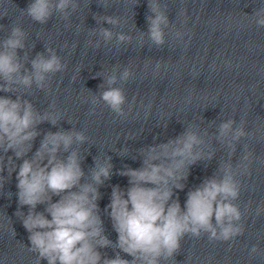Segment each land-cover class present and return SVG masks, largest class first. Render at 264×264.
<instances>
[{
	"label": "clouds",
	"instance_id": "1",
	"mask_svg": "<svg viewBox=\"0 0 264 264\" xmlns=\"http://www.w3.org/2000/svg\"><path fill=\"white\" fill-rule=\"evenodd\" d=\"M111 3L112 0H101L99 6L107 10ZM90 4L89 0L87 6ZM147 5L148 28L137 37L140 47H144L146 38L152 46L162 48L169 32L176 41H183L185 32L169 20L167 6L162 5L161 0H147ZM80 7V0H30L21 14L40 25L47 24L56 15L70 28V18ZM179 15L180 23L185 25L186 10ZM6 16L7 13L0 19ZM248 18L257 28H264V6L256 8ZM93 19L100 26L89 31L90 37H98L87 41L90 47L98 50L101 44L113 41L116 47L131 45L132 35L112 30L122 26L120 16L93 14ZM4 28L5 25L0 24V31ZM28 37L27 31L14 24L0 39V92L10 94L0 96V187L5 176L11 179L15 173L18 206L14 215L29 233L27 250L35 255V264L41 261L47 264H167L180 252L185 237L207 235L209 242H228L244 234L243 213L236 203L242 187L238 177L251 174L255 157L247 144L238 161L233 163V157L237 143L255 133L246 131L245 118L239 123L229 118L221 121L211 134L212 139L227 149L228 158L218 165L212 176L186 192L183 206L178 192L186 188L191 166L201 161L210 162L215 157L212 143L205 139L210 135L208 129L190 122L175 138L137 149L136 157L131 159L140 158L141 166L124 165L115 173L127 177L128 183L125 188L118 184L111 186L110 203L104 212L111 219L117 240L109 239L98 201L102 198L100 188L114 174L112 157L93 158V166L85 172L81 148L88 137L73 127L45 132L39 147L32 152L34 141L41 136L38 126L45 122L58 126L62 113L41 112L26 97L31 96L34 89L49 90L52 77L63 73L67 65L51 46L32 57L35 45L29 47ZM169 67L162 60H157L154 66L149 60L143 66L145 75L151 68L154 77L160 76L161 69L166 72ZM81 71L82 68L77 69L78 73ZM135 75L131 64H115L110 70L103 68L97 72L95 76L102 77L103 82L98 85V92L89 90L86 102L92 105L91 112L102 103L117 117L126 118L125 85ZM191 102L189 97L187 103ZM49 108L55 109V102ZM147 108L146 117L150 114L151 102ZM40 205L44 206L43 211L37 210ZM25 206L26 212L22 210ZM262 211L264 208L258 207L256 214ZM12 231L15 233L14 228ZM107 248L113 249L114 258L101 251ZM121 253L131 259L123 258ZM248 255L264 256V251L254 244Z\"/></svg>",
	"mask_w": 264,
	"mask_h": 264
}]
</instances>
